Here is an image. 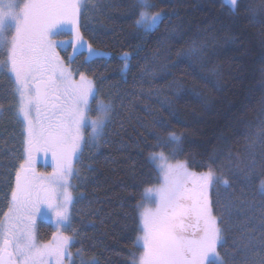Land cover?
Here are the masks:
<instances>
[{
    "label": "trees",
    "instance_id": "16d2710c",
    "mask_svg": "<svg viewBox=\"0 0 264 264\" xmlns=\"http://www.w3.org/2000/svg\"><path fill=\"white\" fill-rule=\"evenodd\" d=\"M109 2L111 7L93 10L89 0L81 19L96 29L81 27V32L100 55L86 59L85 48L69 61L72 47L60 51L73 75L85 72L97 97L111 99L115 107L107 143L96 146L86 139L74 165L79 177L72 178V228L79 234L70 251L82 249L84 259L95 257L99 264H129V254H139V242L133 246L135 205L144 189L159 181L148 155L168 154V148L152 145L156 135L175 131L182 136V151L172 159L187 161L199 173L207 167L198 165L211 156L230 178V187L216 185L211 193L227 229V243L218 252L223 256L227 250L228 264H248L253 252L246 253L245 244L258 243L264 233V199L258 193L264 181V0H242L235 14L224 0H157L152 11L163 8L167 14L147 33L134 26L132 0H104ZM125 52L126 72L121 71ZM10 80L0 70V218L9 191L3 180L22 151L23 125L14 114ZM36 231L44 242L53 226L41 219Z\"/></svg>",
    "mask_w": 264,
    "mask_h": 264
},
{
    "label": "snow or ice",
    "instance_id": "6c2138e0",
    "mask_svg": "<svg viewBox=\"0 0 264 264\" xmlns=\"http://www.w3.org/2000/svg\"><path fill=\"white\" fill-rule=\"evenodd\" d=\"M241 2L227 0L234 14ZM111 6V2L105 5L104 0H91L93 10ZM88 8L89 0H0V70L11 78L14 114L23 125L18 163L3 180L9 191L7 211L0 218V264H76L77 257L80 264H99L95 257L84 259L82 249L70 251L79 234L72 228L76 197L70 191L71 178L79 177L74 165L86 139L96 146L107 143L106 128L115 107L111 99L97 97L94 80L85 72L74 79L72 69L57 52L68 44L73 49L69 61L84 54L85 48L86 59L100 55L81 32V27L89 28L81 23ZM156 8L157 0H132L128 11L137 17L134 26L138 31L151 32L164 20L167 13L163 8L152 11ZM89 31L95 33L96 29L90 27ZM60 36L68 39H57ZM121 59L125 61L121 71L126 72L130 54L123 53ZM92 112L95 116H89ZM157 123L164 126L162 121ZM155 138L152 147L169 151L167 155L163 151L148 155L160 183L145 188L135 205L138 235L133 246L139 242L142 250L138 255L129 254V264H228L227 250L223 256L218 252L227 243V229L223 216L216 214L211 193L216 185L230 187V178L214 166L211 156L208 163L198 165L207 167L199 173L190 171L187 161L170 162V157L182 151V136L175 131ZM38 152L51 153L50 173L36 172ZM254 168L255 160L250 171ZM258 193L264 199V181ZM146 199L155 207L146 206ZM42 208L50 213L57 231L47 242L38 243L36 223ZM69 230L73 235L64 234ZM243 250L253 252L246 257L248 264H264V233L258 243L250 239Z\"/></svg>",
    "mask_w": 264,
    "mask_h": 264
},
{
    "label": "rangeland",
    "instance_id": "374dc122",
    "mask_svg": "<svg viewBox=\"0 0 264 264\" xmlns=\"http://www.w3.org/2000/svg\"><path fill=\"white\" fill-rule=\"evenodd\" d=\"M224 1L227 3V0H224ZM4 2H7V0H4ZM227 4H228V3H227ZM228 5H230V4H228ZM230 6H231V5H230ZM9 35H11V33H9ZM57 39H64V40H66V39H68V38L65 37V36H60V37H57ZM67 45H68V44H63V45H61V46L57 49V52L59 53V55H60V51H61V50H64V49L66 48ZM0 51H2V49H0ZM60 56H61V55H60ZM0 58H3V57H0ZM61 58H62V57H61ZM66 66H67V65H66ZM76 78H77V79H76ZM74 79L78 80V79H79V75H78V76H74ZM89 116H95V112H92V114L89 113ZM88 131H90V129H89ZM84 135H86V133H84ZM85 137H86V136H85ZM165 155H167V154H165ZM175 161H176V160H174V159H172V158L170 157V162L175 163ZM41 163L43 164V167H42V168H39L38 165L40 166ZM52 164H53L52 156H47V157H46L44 152H38V153H35V163H34V167H35V170H36L37 173H41V174L50 173V172L52 171ZM42 170H44V171H42ZM189 170L191 171V169H189ZM72 178H73V177H72ZM72 178H71V184H72ZM159 183H160V180H159L158 182H156V183L150 185V186L156 187V186H159ZM150 186H148V187H150ZM70 191H72V188H70ZM144 203H145V205L148 206V207H153V208L155 207V204L152 203V202H151L150 200H148V199H146V200L144 201ZM41 219H43V220H47L48 222H50V223L52 224V226H53V232L57 231V228H56V226H55V224H54V221L52 220L51 215H50V213L48 212V210H47L46 208H42L41 212H40L39 215H38L37 223H38V221L41 220ZM37 223H36V225H37ZM53 232H52V233H53ZM64 234H65V235H70L67 231H66ZM51 236H52V234H51ZM51 236H50V238H51ZM50 238H49V239H50ZM36 239H37V231H36ZM49 239H48V240H49ZM48 240H46V241H44V242H47ZM37 242H38V243H44V242H40L38 239H37ZM78 259H80V258L78 257ZM206 264H207V262H206Z\"/></svg>",
    "mask_w": 264,
    "mask_h": 264
},
{
    "label": "flooded vegetation",
    "instance_id": "af4514ba",
    "mask_svg": "<svg viewBox=\"0 0 264 264\" xmlns=\"http://www.w3.org/2000/svg\"><path fill=\"white\" fill-rule=\"evenodd\" d=\"M45 156L47 157V156H52V155H51L50 152H48V153H45ZM41 164H42V163H41Z\"/></svg>",
    "mask_w": 264,
    "mask_h": 264
}]
</instances>
